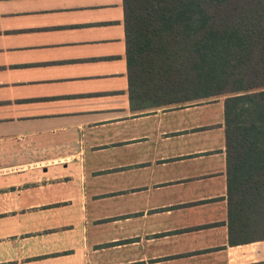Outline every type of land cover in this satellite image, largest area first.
Returning <instances> with one entry per match:
<instances>
[{
    "label": "crops",
    "instance_id": "obj_1",
    "mask_svg": "<svg viewBox=\"0 0 264 264\" xmlns=\"http://www.w3.org/2000/svg\"><path fill=\"white\" fill-rule=\"evenodd\" d=\"M125 52L123 0H0V264H264L223 116L134 108Z\"/></svg>",
    "mask_w": 264,
    "mask_h": 264
},
{
    "label": "trees",
    "instance_id": "obj_2",
    "mask_svg": "<svg viewBox=\"0 0 264 264\" xmlns=\"http://www.w3.org/2000/svg\"><path fill=\"white\" fill-rule=\"evenodd\" d=\"M123 9L134 108L222 98L229 234L248 233L264 211V0H123Z\"/></svg>",
    "mask_w": 264,
    "mask_h": 264
},
{
    "label": "rangeland",
    "instance_id": "obj_3",
    "mask_svg": "<svg viewBox=\"0 0 264 264\" xmlns=\"http://www.w3.org/2000/svg\"><path fill=\"white\" fill-rule=\"evenodd\" d=\"M195 106L196 108L192 109L188 114L191 119H198V122L217 121V119L223 116L222 98L214 101H205ZM213 127H216V124L210 125L209 127L204 126L203 129H212Z\"/></svg>",
    "mask_w": 264,
    "mask_h": 264
}]
</instances>
